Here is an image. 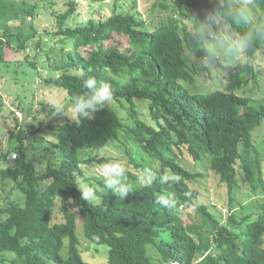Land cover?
Segmentation results:
<instances>
[{
	"label": "trees",
	"instance_id": "trees-1",
	"mask_svg": "<svg viewBox=\"0 0 264 264\" xmlns=\"http://www.w3.org/2000/svg\"><path fill=\"white\" fill-rule=\"evenodd\" d=\"M196 1L223 10L242 0H156L150 9L158 6L171 14L148 26L130 12L66 26L74 1L56 14L59 48L51 66L59 73L44 82L65 90L71 104L73 96L86 90L84 81L94 76L111 86L112 100L119 106L128 105L129 116L122 117L108 104L79 124L67 119L49 125L54 140L35 137L47 160L44 170L29 153L33 142L30 147L23 143L41 128L18 132L14 147L18 156L12 166H0V177L11 178L24 200L20 204L18 198L9 199L0 209V264H93V255L88 260L82 253V240L87 242L86 251H98L107 264H264V201L255 205L250 198L237 209L229 205L223 216L191 185L203 177L195 168L200 163L218 178L228 196L243 183L252 194H264L262 155L253 142L264 122V97L252 101L246 94L249 82H258L253 61L264 53V36L252 35L245 62L232 55L222 57L228 61L222 89L189 92L185 84L195 85V69L184 48L198 58L204 55L183 21L187 4ZM252 5L259 13L253 24L226 21L238 35L252 34L257 24H264V0H253ZM3 12L0 5V16ZM25 12L32 16L31 9ZM25 17L19 19L20 33L10 26L1 32L0 64L14 63L5 60V50L14 56L26 49L30 35L23 32ZM115 34L125 37L126 46L106 45ZM220 59L209 65H218ZM208 69L200 65L197 73ZM135 100L148 102V121L139 117L135 104L140 102ZM114 140L125 148L132 142L142 154V159L129 160L138 170L134 174L128 169L134 191L121 199L96 190L99 200H81L77 187L81 165L109 159L83 158L82 152L100 151ZM9 152L0 151V165L9 163ZM146 166H152L158 177L179 176L180 182L161 185L157 179L150 187L137 185L136 177ZM99 183L103 186V180L95 184ZM162 191L175 193L174 210L155 203ZM96 246H105L107 257Z\"/></svg>",
	"mask_w": 264,
	"mask_h": 264
},
{
	"label": "rangeland",
	"instance_id": "rangeland-1",
	"mask_svg": "<svg viewBox=\"0 0 264 264\" xmlns=\"http://www.w3.org/2000/svg\"><path fill=\"white\" fill-rule=\"evenodd\" d=\"M68 1H74L75 3V10L65 24L69 27H75L80 24L84 25L90 19L104 21L111 15L120 12L135 14L138 20H141L146 26L150 24L156 25L171 14L170 11L160 9L158 6L150 9L156 0H0V5L4 11L3 15L0 16V34L6 26H10V30L16 34L20 33L18 32L20 29L19 19L21 17L24 19V16H26L27 21L23 23L22 28L25 35H30L27 38L25 50L16 53L14 56H12L14 53H11V50H5V60L14 63L7 65L0 64V151H10L8 157L9 163L2 162L0 165L2 168L13 165V153H16L18 156V151L14 149L18 144V132L27 131L28 133V130L33 132L40 127L41 131L35 134L29 133L23 143L25 147H30L29 142H33L31 143L29 153L30 155L35 154V158L40 161L41 164L37 165V168L41 167L44 170L47 160L44 157V153H39L42 145H40V148L38 147L40 139L35 140V137L41 136L48 140H54L52 131L48 128L49 125H58L69 119L66 115L54 112L53 105L58 101L63 102L67 112L71 114L72 105L68 100L66 91L47 85L44 82V78L59 73L51 66L55 61L53 55L56 54V49L59 48L58 37L54 35L58 29L56 14L68 9ZM236 2V7L241 6L242 1ZM251 8L256 20L259 13L258 11H254L253 5ZM27 9L32 10V16L25 12ZM185 10L186 17L183 21L190 29L193 17L203 18L204 13L213 10V8H208L201 1H196L195 4H187ZM29 25L33 26V29H29ZM223 26L233 35H238L226 21L223 22ZM116 43L121 47L126 46L125 37L115 34L106 45L109 46ZM183 54L188 63L195 69V71L192 70V74L196 80L195 85L185 84L189 92H210L224 87L226 83L224 65L228 64V61H225L222 57L227 55L220 56L221 63L218 65H209L207 60L198 58L186 47ZM232 56H234L235 60L246 61L244 50ZM200 65L209 66V69L199 74L197 73V69ZM253 65L257 71L258 82L255 83L251 80L246 94L251 97L252 101H256L264 97V53L256 55ZM136 102H140L135 104L139 117L148 121L146 117L148 102L145 100H135ZM109 104L122 117L127 118L129 116L127 112L128 105H125V107L119 106L115 100H111ZM261 126L254 133L253 142H255V145L261 151L262 157L260 163L264 174V122H262ZM122 137L123 135H121ZM126 146L125 148L121 142L114 140L110 141L100 151H83L82 157L88 158L95 155L109 159L119 157L127 162L128 169L132 173L137 174L138 170L129 160L134 157L142 159V154L137 151V147L132 142H129ZM99 165L100 163L96 162L89 165L82 164V172L78 175L79 185L94 184L97 191L105 190L100 183L95 184L97 180H103L96 172ZM189 167L192 169L191 166ZM195 168L202 171L203 177L191 185L200 192L201 200H207L210 205H216L217 210L223 216L228 215L229 205L233 209H237L240 205L248 202L250 198L253 199L252 203L255 205H257V202L262 204L264 201V194H252L251 190L246 188L244 183L231 196H228L225 187L219 183L218 178L205 165L198 163ZM16 198H18L16 201L22 204L24 194L16 188L11 178L0 177V209L4 207L6 201ZM97 200H99L98 196ZM187 212H191L189 216H192V211L187 210ZM189 216L186 218L188 219ZM77 233L79 235V229ZM86 246L87 242L82 240L81 250L88 260H91V256L93 255V264H107L106 258L105 262L101 260V255L98 251L88 252L85 250ZM96 247L101 252L105 251V256L107 257V248L105 246Z\"/></svg>",
	"mask_w": 264,
	"mask_h": 264
},
{
	"label": "clouds",
	"instance_id": "clouds-1",
	"mask_svg": "<svg viewBox=\"0 0 264 264\" xmlns=\"http://www.w3.org/2000/svg\"><path fill=\"white\" fill-rule=\"evenodd\" d=\"M252 2L253 0H242L239 7L213 9L205 12L203 18H192L189 35L193 42L202 49L204 53L202 59L211 63L220 56L235 55L251 45L252 35L264 36V24H257L252 34L243 35H233L223 26L224 21L236 25L253 24L255 18L251 8ZM83 87L85 91L71 98V114L60 101L53 105L54 112L66 115L70 120L79 124L82 119H93L95 113L104 109L112 100L111 86L104 81H98L94 76L86 79ZM96 172L103 179L106 193L110 192L114 196L125 199L134 191V184L129 180L125 160L119 157L105 159ZM157 179L161 185L180 182L179 176L165 173L158 177L152 166H146L137 175L135 183L150 187ZM77 187L81 200L86 202L97 200L96 189L93 186L80 184ZM155 203L161 208L174 210L178 201L175 193L162 191L156 196Z\"/></svg>",
	"mask_w": 264,
	"mask_h": 264
},
{
	"label": "built area",
	"instance_id": "built-area-1",
	"mask_svg": "<svg viewBox=\"0 0 264 264\" xmlns=\"http://www.w3.org/2000/svg\"><path fill=\"white\" fill-rule=\"evenodd\" d=\"M12 157H13V159H15L17 157L16 153H13Z\"/></svg>",
	"mask_w": 264,
	"mask_h": 264
}]
</instances>
